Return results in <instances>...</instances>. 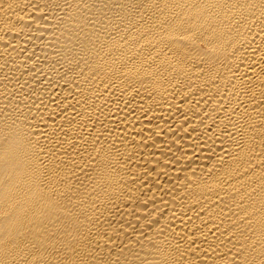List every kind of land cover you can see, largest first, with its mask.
I'll return each mask as SVG.
<instances>
[{
	"label": "bare ground",
	"instance_id": "bare-ground-1",
	"mask_svg": "<svg viewBox=\"0 0 264 264\" xmlns=\"http://www.w3.org/2000/svg\"><path fill=\"white\" fill-rule=\"evenodd\" d=\"M0 264H264V0H0Z\"/></svg>",
	"mask_w": 264,
	"mask_h": 264
}]
</instances>
